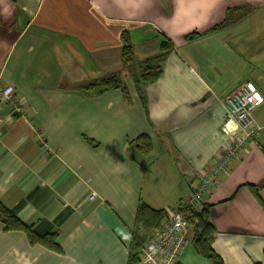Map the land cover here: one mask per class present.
Returning a JSON list of instances; mask_svg holds the SVG:
<instances>
[{
    "label": "crops",
    "instance_id": "0c3cea01",
    "mask_svg": "<svg viewBox=\"0 0 264 264\" xmlns=\"http://www.w3.org/2000/svg\"><path fill=\"white\" fill-rule=\"evenodd\" d=\"M243 5V19L209 32ZM124 30L136 62L172 44L144 100L121 57ZM110 73L129 96L80 89ZM246 81L261 96V134L204 199L227 264H264V205L250 187L264 178V0H0V83L15 89L0 96V200L39 233L57 231L62 247L0 221V264H128L139 202L173 211L212 169L229 142L224 101ZM141 134L147 155L130 143ZM186 236L178 262L212 264L192 226Z\"/></svg>",
    "mask_w": 264,
    "mask_h": 264
},
{
    "label": "trees",
    "instance_id": "16d2710c",
    "mask_svg": "<svg viewBox=\"0 0 264 264\" xmlns=\"http://www.w3.org/2000/svg\"><path fill=\"white\" fill-rule=\"evenodd\" d=\"M247 7L237 6L228 9L225 19L211 28V31L227 28L244 18ZM201 33H190L186 39L192 40ZM121 57L125 66L129 69L133 82L141 98L144 100V86L156 81L163 72V62L172 49V44L167 40L161 43L160 52L140 62L135 60L134 45L128 30L122 32ZM80 89L90 96H98L110 89H121L129 96V88L120 74L110 73L98 79L85 82ZM141 153L149 154L153 150V141L148 134H141L130 141ZM253 193L259 198L262 205L263 200L259 190L264 188V178L256 185L250 186ZM211 208L205 203L200 211L192 212L188 217L189 225L194 229L193 243L197 252L208 258L212 264H227L213 247L216 234V226L211 220ZM170 211L167 209L154 208L145 201H140L137 207L134 227L131 234L129 246L128 264H137L142 257V248L150 239L155 230L161 227L169 218ZM0 221L3 222L6 231L22 230L27 234L31 244H41L51 250L61 252L62 247L58 241L59 233H39L33 225L24 222L17 213L0 200ZM176 264H180L177 262Z\"/></svg>",
    "mask_w": 264,
    "mask_h": 264
},
{
    "label": "built area",
    "instance_id": "2783aa9c",
    "mask_svg": "<svg viewBox=\"0 0 264 264\" xmlns=\"http://www.w3.org/2000/svg\"><path fill=\"white\" fill-rule=\"evenodd\" d=\"M15 89L0 83V96L11 100ZM261 100L256 85L251 81L244 82L236 91L226 97L224 103L227 119L222 126V132L229 137L225 149L216 158L210 171L199 174L189 194L180 201L168 220L155 230L142 248V257L137 264H176L188 243L187 229L190 226L187 217L192 212L200 211L204 199L209 193L215 177L225 172L228 162L234 155L244 151L250 141L257 140L262 128L255 126L253 110ZM95 193L90 199H95Z\"/></svg>",
    "mask_w": 264,
    "mask_h": 264
}]
</instances>
